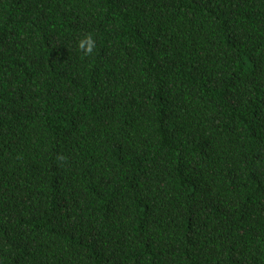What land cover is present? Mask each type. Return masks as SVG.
<instances>
[{"label": "trees", "instance_id": "16d2710c", "mask_svg": "<svg viewBox=\"0 0 264 264\" xmlns=\"http://www.w3.org/2000/svg\"><path fill=\"white\" fill-rule=\"evenodd\" d=\"M0 264H264V0H0Z\"/></svg>", "mask_w": 264, "mask_h": 264}, {"label": "clouds", "instance_id": "9594fccd", "mask_svg": "<svg viewBox=\"0 0 264 264\" xmlns=\"http://www.w3.org/2000/svg\"><path fill=\"white\" fill-rule=\"evenodd\" d=\"M79 46L82 49H84V54L87 55V54L91 53L93 46H94V42L90 36L85 37L83 40H81L79 42Z\"/></svg>", "mask_w": 264, "mask_h": 264}]
</instances>
